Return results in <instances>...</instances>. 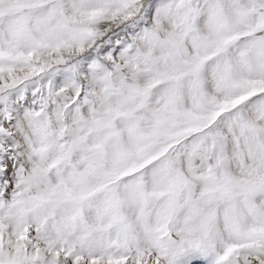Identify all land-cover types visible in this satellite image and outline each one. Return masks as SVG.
Masks as SVG:
<instances>
[{
	"label": "snow or ice",
	"instance_id": "snow-or-ice-1",
	"mask_svg": "<svg viewBox=\"0 0 264 264\" xmlns=\"http://www.w3.org/2000/svg\"><path fill=\"white\" fill-rule=\"evenodd\" d=\"M0 264H264V0H0Z\"/></svg>",
	"mask_w": 264,
	"mask_h": 264
}]
</instances>
